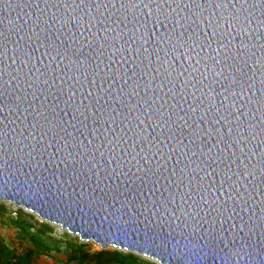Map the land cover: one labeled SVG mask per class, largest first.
I'll list each match as a JSON object with an SVG mask.
<instances>
[{
    "label": "water",
    "instance_id": "95a60500",
    "mask_svg": "<svg viewBox=\"0 0 264 264\" xmlns=\"http://www.w3.org/2000/svg\"><path fill=\"white\" fill-rule=\"evenodd\" d=\"M0 202L159 264H264V0H0Z\"/></svg>",
    "mask_w": 264,
    "mask_h": 264
},
{
    "label": "trees",
    "instance_id": "16d2710c",
    "mask_svg": "<svg viewBox=\"0 0 264 264\" xmlns=\"http://www.w3.org/2000/svg\"><path fill=\"white\" fill-rule=\"evenodd\" d=\"M5 212V206L0 204V216ZM9 223L16 229L18 238L30 243L31 248L16 253L0 240V264H30L33 256L36 257L45 251H58L50 236L52 230L45 224L33 222L29 216L26 217L20 211L9 218ZM61 244L65 247L67 257L72 264H83L87 260L85 244L78 243L76 239H70L68 236H63ZM89 259L93 264H148L132 254L118 251L94 252Z\"/></svg>",
    "mask_w": 264,
    "mask_h": 264
},
{
    "label": "rangeland",
    "instance_id": "374dc122",
    "mask_svg": "<svg viewBox=\"0 0 264 264\" xmlns=\"http://www.w3.org/2000/svg\"><path fill=\"white\" fill-rule=\"evenodd\" d=\"M0 204L4 205L6 208V212L2 216H0V240L6 247H9L14 252L22 253L23 251H26L31 248L30 243L18 238L16 229L9 223V218L14 217L17 211L22 212V214L26 217L29 216L33 222H36L38 224H45L52 230L50 236L52 238V241H54L55 246L58 248V251H45L43 253H40L36 257L33 256L30 264H72V262L67 257L65 247L61 244V242L63 241V236H68L70 239H76L78 243L86 245V248L84 250L87 253L88 258L84 261L83 264H93L92 260L89 259V256L92 255L94 252H99L102 250L118 251L122 253L132 254L148 264H159L157 261L151 258L137 254L132 251L119 249L117 247L107 246L101 249L98 244L92 242L91 240H80L77 235H72L66 230L61 229L58 225H53L49 222L40 219L34 213L25 210L21 206L15 207L14 203L12 202H0Z\"/></svg>",
    "mask_w": 264,
    "mask_h": 264
}]
</instances>
